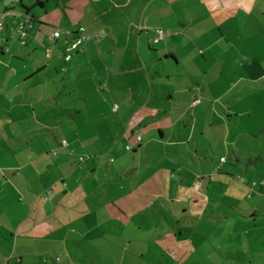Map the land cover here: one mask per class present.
Returning <instances> with one entry per match:
<instances>
[{
    "label": "crops",
    "instance_id": "0c3cea01",
    "mask_svg": "<svg viewBox=\"0 0 264 264\" xmlns=\"http://www.w3.org/2000/svg\"><path fill=\"white\" fill-rule=\"evenodd\" d=\"M0 12V264H264V0Z\"/></svg>",
    "mask_w": 264,
    "mask_h": 264
},
{
    "label": "built area",
    "instance_id": "2783aa9c",
    "mask_svg": "<svg viewBox=\"0 0 264 264\" xmlns=\"http://www.w3.org/2000/svg\"><path fill=\"white\" fill-rule=\"evenodd\" d=\"M8 13L11 14V12ZM4 17H5V12L4 13L0 12V26L3 23ZM30 27H32L31 17L26 16L25 19L14 30L13 38L21 39L23 44H26L28 37V30ZM161 34L163 35V33ZM63 37H68V39H70L69 42L67 43V53L65 55L66 60L72 59L75 52L79 51L84 46V44L91 38V36L87 33L84 27H79L75 33L71 31L57 29L52 35V40H58ZM51 52L52 51L50 49L47 50V53L49 55L51 54ZM197 102H200V100H197ZM137 140L138 142H142L143 136L139 134ZM126 149L133 150L134 146L132 144H127ZM85 160L86 158L84 156L80 157L81 164H83ZM222 161H225V158H222Z\"/></svg>",
    "mask_w": 264,
    "mask_h": 264
},
{
    "label": "rangeland",
    "instance_id": "374dc122",
    "mask_svg": "<svg viewBox=\"0 0 264 264\" xmlns=\"http://www.w3.org/2000/svg\"><path fill=\"white\" fill-rule=\"evenodd\" d=\"M97 96H99V95H97ZM108 102H110L111 106L114 107L116 110L118 109L119 106L114 104L115 102H112V100H110L109 98H108ZM242 124H243V127H244V121L242 122ZM247 125L254 131V132H252L253 134H257L258 133V131L255 130L253 127H251L249 123H247ZM247 127L243 128L245 130V133L249 132V130H247ZM247 137H248L247 141L243 140L244 148H246L247 151L248 150H253L254 146L257 145L258 141H256V139H254L253 137H250V136H247ZM128 151H131V150H128ZM248 154L250 155L251 153L248 151ZM104 155H106V154H104Z\"/></svg>",
    "mask_w": 264,
    "mask_h": 264
}]
</instances>
